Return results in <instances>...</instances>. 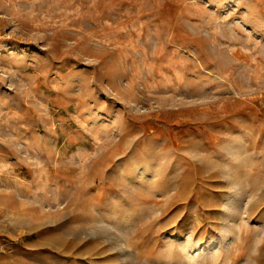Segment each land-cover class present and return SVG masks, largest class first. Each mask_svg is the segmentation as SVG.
Segmentation results:
<instances>
[{
    "label": "rangeland",
    "instance_id": "374dc122",
    "mask_svg": "<svg viewBox=\"0 0 264 264\" xmlns=\"http://www.w3.org/2000/svg\"><path fill=\"white\" fill-rule=\"evenodd\" d=\"M0 264H264V0H0Z\"/></svg>",
    "mask_w": 264,
    "mask_h": 264
}]
</instances>
